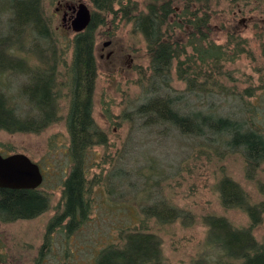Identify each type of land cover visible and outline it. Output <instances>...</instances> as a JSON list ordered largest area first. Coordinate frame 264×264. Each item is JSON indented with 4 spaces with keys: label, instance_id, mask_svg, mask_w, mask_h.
Masks as SVG:
<instances>
[{
    "label": "trees",
    "instance_id": "obj_1",
    "mask_svg": "<svg viewBox=\"0 0 264 264\" xmlns=\"http://www.w3.org/2000/svg\"><path fill=\"white\" fill-rule=\"evenodd\" d=\"M44 1L4 0L6 6L0 11L10 14L6 33H0V76L8 71L28 78L18 89L28 106L26 111L20 110L17 103H11L6 92L0 90V130L40 133L65 118L71 169L63 180V210L51 219L47 240L50 233L62 226L68 235L72 234L95 217V209H98L101 216L107 212L113 215L117 229L113 236L117 239L113 237L102 247L96 264H164L161 239L152 227L177 219L185 224L194 217L190 211L171 205L165 199L152 205H140L141 211L131 217L130 204L112 198V188L104 184V193L93 196L95 183L89 179L92 149L108 144L107 132L93 115L98 78L95 32L109 14L117 17L121 13V18L131 21L141 32L150 56L148 71L140 69L138 84L152 95L148 94L149 98L137 106V112L146 115V123L150 125L170 124L181 135L193 137L198 143L194 147L196 151L182 161L181 169L189 166L188 161L193 160V156H205L213 167L223 209L238 210L248 217L247 224L239 226L226 214L203 215L202 223L207 227L204 246L210 259L206 264H264V241L254 234V229L263 221L264 190L261 200L252 201L245 186L229 174L225 164L231 156L240 155L246 176L256 180V172L264 164V129L248 119H234L209 109L183 112L175 106L182 100L181 95L159 94L162 87L170 88L174 63L178 78L186 83V91H197V95L207 97L225 90L224 64L246 51V41L232 34L225 45L218 44L209 34L213 16L223 0H145V10L139 0H90L93 4L91 23L82 32L73 31L69 38L72 52L67 82L59 80V38L44 9ZM230 1V6L236 7L241 0ZM179 31L186 34L185 41L179 39ZM63 86H66V102L62 117L60 93ZM246 93L244 95H253L249 89ZM44 184L43 181L34 189L0 187V221L33 219L47 211L51 197ZM142 192L146 196L149 191L144 187ZM96 200L99 204L95 206ZM44 246L50 248L49 243ZM214 251L216 254L211 257Z\"/></svg>",
    "mask_w": 264,
    "mask_h": 264
},
{
    "label": "rangeland",
    "instance_id": "obj_2",
    "mask_svg": "<svg viewBox=\"0 0 264 264\" xmlns=\"http://www.w3.org/2000/svg\"><path fill=\"white\" fill-rule=\"evenodd\" d=\"M80 1L93 11L90 0L44 1V9L52 19L59 38L57 68L61 81L68 80L66 74L72 52L69 38L74 34L69 27L71 20L66 18L63 21L64 9H67V4H78ZM139 1L145 10V0ZM230 3V0H223L218 6L209 34L218 44L224 45L234 34L246 41V51L234 61L224 64L222 84L225 90L222 94H208L206 97L201 93V96L197 95V91H186V83L176 74V63L170 88L162 87L158 91L161 95L169 92L181 95L182 100L175 106L183 112L209 109L234 119H248L264 129V0H251L250 3L241 0L236 7L230 6ZM60 4L63 8L59 9ZM5 6L4 0H0V11ZM117 8L118 4L115 5ZM9 17L10 14L0 12V33H6ZM189 31L193 32V29ZM178 34L181 41L186 40L185 33L179 31ZM95 38L98 78L93 115L97 124L107 132L108 144L92 149L89 179L95 183L93 196L104 193L102 184L112 188V198L130 204L131 217L136 211H141L140 205H152L163 199L190 211L194 216L191 222L184 224L182 219H177L152 229L158 232L161 239L164 264H206L210 259L204 246L207 227L202 223L203 215L226 214L239 226L246 225L248 217L238 210L223 209L213 167L205 156H193V160L188 161L189 166L181 169L182 161L196 151L194 147L198 143L193 137L181 135L170 124L150 125L146 123L148 117L137 112V106L152 95L138 84L140 69L148 71L150 64L141 32L131 21L121 18V13L117 17L113 13L97 28ZM107 41L111 42L109 46H105ZM27 43L24 44L26 48L29 46ZM46 49H49L47 44ZM107 54H111L110 57ZM27 81V76L18 72L7 71L0 76V90L6 92L11 103H17L22 111H26L28 106L18 89ZM247 89L253 95H244ZM60 94L62 115L65 114L66 86L62 87ZM68 147L69 133L64 117L40 133L0 130V149L4 154L25 153L42 166L45 174L43 187L51 197L49 209L36 218L0 221V264H96L102 247L113 237L117 239L113 236L117 234L113 215L107 212L101 216L95 209L97 215L72 234L68 235L62 226L50 233L47 240L51 219L63 210V180L71 169ZM228 160L224 163L229 174L245 186L252 201L261 200L264 164L257 170L253 182L246 176L240 155L231 156ZM144 187L149 191L146 196L142 192ZM95 202V206L99 204L98 200ZM150 221L152 226L153 220ZM254 234L264 241V216ZM45 243H49V249L44 246ZM215 254L214 251L210 256ZM38 258L40 263H37Z\"/></svg>",
    "mask_w": 264,
    "mask_h": 264
},
{
    "label": "water",
    "instance_id": "obj_3",
    "mask_svg": "<svg viewBox=\"0 0 264 264\" xmlns=\"http://www.w3.org/2000/svg\"><path fill=\"white\" fill-rule=\"evenodd\" d=\"M73 10L69 27L76 33L84 31L92 20V11L89 6L80 1L78 4H67ZM66 13L63 21L66 19ZM105 42V46L110 45ZM44 180L40 165L25 153H11L3 155L0 151V187L12 189H34L39 187Z\"/></svg>",
    "mask_w": 264,
    "mask_h": 264
},
{
    "label": "flooded vegetation",
    "instance_id": "obj_4",
    "mask_svg": "<svg viewBox=\"0 0 264 264\" xmlns=\"http://www.w3.org/2000/svg\"><path fill=\"white\" fill-rule=\"evenodd\" d=\"M70 5H73V4H70ZM60 8H63V5H61L60 4V6H59V9ZM66 13V18L68 19V20H72V18L74 17V12H73V10H70V9H64V14ZM66 20V19H65ZM68 22V21H67ZM110 53V52H109ZM111 55V54H110ZM110 55L109 54H107V57H110ZM0 151H1V153L3 154V155H8V153L7 154H4V152L0 149ZM33 160V159H32ZM36 162V161H35ZM38 163V162H37ZM39 164V163H38ZM40 165V164H39ZM40 167H41V170H42V173H43V175H44V180H45V174H44V170H43V168H42V166L40 165ZM43 180V181H44Z\"/></svg>",
    "mask_w": 264,
    "mask_h": 264
}]
</instances>
